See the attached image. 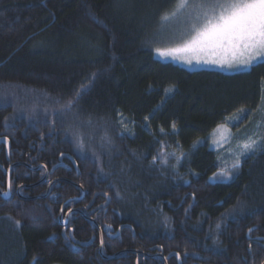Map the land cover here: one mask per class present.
I'll use <instances>...</instances> for the list:
<instances>
[{
  "label": "trees",
  "instance_id": "obj_1",
  "mask_svg": "<svg viewBox=\"0 0 264 264\" xmlns=\"http://www.w3.org/2000/svg\"><path fill=\"white\" fill-rule=\"evenodd\" d=\"M175 4L0 0V138L10 143L8 161L0 145V165L50 171L61 163L22 194L40 196L54 178L69 179L86 197L65 211L108 194L110 205L88 216L133 231L113 239L103 233L104 255L160 246L167 264H178L170 253L181 264H261L264 240L254 237H264V152L242 156L233 169L203 139L225 117L258 107L264 61L230 74L159 61L154 50L180 43L185 27L179 17L162 21ZM69 99L71 110L64 108ZM43 172L13 167L12 189ZM6 179L0 168L2 188ZM79 195L60 181L45 199H0V264H164L136 253L103 259L95 227L79 214L66 231L93 242L65 240L57 216Z\"/></svg>",
  "mask_w": 264,
  "mask_h": 264
},
{
  "label": "snow or ice",
  "instance_id": "obj_2",
  "mask_svg": "<svg viewBox=\"0 0 264 264\" xmlns=\"http://www.w3.org/2000/svg\"><path fill=\"white\" fill-rule=\"evenodd\" d=\"M177 17L185 24L178 37L180 43L166 50L157 48L161 57L171 56L188 64L203 60L228 67H251L264 61V0H176L173 10L162 16V21ZM73 105L74 100L69 99L64 108L71 110ZM172 127L175 128V124ZM257 128L261 131L250 135L240 146L233 169L239 168L242 156L264 152V121L258 122ZM155 159L153 157V161ZM220 174L225 178L229 176L227 171ZM215 176L213 174L212 178ZM4 195L7 197L9 193Z\"/></svg>",
  "mask_w": 264,
  "mask_h": 264
},
{
  "label": "rangeland",
  "instance_id": "obj_3",
  "mask_svg": "<svg viewBox=\"0 0 264 264\" xmlns=\"http://www.w3.org/2000/svg\"><path fill=\"white\" fill-rule=\"evenodd\" d=\"M181 25L183 26L184 23L181 22ZM163 27L166 28L167 26H163ZM178 27L180 28V25ZM176 45L166 46L165 48H161V50L173 48ZM153 54L154 57L161 62L172 63L182 68H185L189 71L213 70V71H218L221 73H229V74L235 72L247 71L253 65L262 62V61H258L254 63L251 67H245L242 65H235L233 67H228L227 65L221 66L220 64H216V63H204L203 60H201L200 63H197L196 60H193L191 64H188L181 59H173L171 56L161 57L160 55L157 54L156 49L154 50ZM212 58L222 59V57H212ZM261 121H264V87L263 86H262V92L258 107L254 111H243V112L239 111L233 115L225 117L224 120L220 124H218V126H216L211 131V133L203 140H206L208 146L217 153V158L219 163L222 165H227L235 161L236 156L241 151L240 146L242 145V143L250 135H253V133H259L261 131L260 129L257 128V123ZM120 123L126 131H129V126L126 124L125 119L123 117H120ZM56 165H59V163Z\"/></svg>",
  "mask_w": 264,
  "mask_h": 264
},
{
  "label": "flooded vegetation",
  "instance_id": "obj_4",
  "mask_svg": "<svg viewBox=\"0 0 264 264\" xmlns=\"http://www.w3.org/2000/svg\"><path fill=\"white\" fill-rule=\"evenodd\" d=\"M1 139V138H0ZM8 140V139H7ZM0 145H2L3 146V152H4V156H5V158H6V160L8 161V160H10V143H9V140H8V144L6 145V144H4V143H0ZM18 163H25V164H27L28 166H24V165H22V164H18ZM59 165H62L61 163H59ZM58 165V166H59ZM17 166H24V167H26L27 169H29V170H31V171H37V170H39V169H43L42 167H40L39 169H33V168H35V167H37V166H43V165H37V166H32V165H30V164H28V163H26V162H13V163H10V165L8 166V168L5 170L1 165H0V168L3 170V171H5V173H6V176H7V179H6V187L5 188H2L1 186H0V194L2 193H5V192H7V193H9V197L7 198V199H2L1 198V196H0V199L1 200H3V201H7V200H9V199H11L13 196H16L19 200H23V201H30V200H37V199H45L46 197H48L49 196V194H50V189H51V187H52V185H54L55 183H57V182H60V181H55V178L53 179V180H51V181H49L48 183H47V187H46V189H45V191H44V193L42 194V195H40V196H26V195H23L22 194V191L24 190V189H26V188H32V187H35V186H37V185H40L41 183H43V182H45L46 181V179H47V177H48V173H52L53 171H51V169L53 168H51L50 169V171H48V169H47V173L45 174V171H44V169H43V174H42V176L40 177V179L37 181V182H35V183H31V184H29V185H18V186H16L14 189H12V187H11V180H10V171H11V169L13 168V167H17ZM57 166V167H58ZM45 167V166H44ZM56 167V168H57ZM55 168V169H56ZM58 179H60V180H62L63 182H67V183H69V184H71V185H74L75 187H77V188H79L80 189V195L78 196V197H76V198H70V199H68V200H66L62 205H61V208H60V211H59V213H58V216H57V219H58V223H59V225L63 228L62 229V231L64 230L65 232H64V234H63V232H62V236L64 237V239L65 240H70L73 244H75V245H78V246H88V245H90L92 242H93V239H91V240H89V241H92L90 244H88V245H84L83 243H87V242H80V241H76L74 238H73V236L71 237L70 235H69V232H71V234H72V230L70 229L68 232L66 231V227H67V225H68V223H69V220H70V218H71V216L73 215V214H79V215H81L82 217H83V219H85V220H87V221H89L94 227H95V229H96V231H97V233H98V237H99V245H100V241H102V249H103V233H105V235L107 236V237H110V238H116V237H118L119 235H120V232H119V234L117 235V236H115V237H113V235H114V233L119 229V227H121L122 225H120L116 230L115 229H113L112 227H106V226H103V227H101L92 217H90V216H88L89 214H95V213H97L99 210H101V209H105L106 207H108L109 205H110V202H111V199H110V202H109V204L107 205V206H104V207H101L100 205H102L104 202H105V198H104V200L103 201H100L99 203H95V199L93 200V201H91V199L93 198V196L85 203V205H83V206H81V207H70V208H68L66 211H65V205L68 203V202H72V201H84L85 200V191H84V188L80 185V184H78V183H76V182H74V181H71V180H69V179H65L64 180V178H58ZM82 189V190H81ZM98 193H101V192H98ZM96 194V193H95ZM105 194V193H104ZM103 197V196H101V195H97L96 197ZM111 198V197H110ZM59 215H60V218H58L59 217ZM88 218L89 219H91V220H93L95 223H96V225H94V223H92L90 220H88ZM60 223H64V225H61ZM124 225H128V224H124ZM123 225V226H124ZM97 226H98V228L100 229V231L98 230V228H97ZM131 227V226H130ZM123 228H127V227H123ZM122 228V229H123ZM121 229V230H122ZM127 229H130V228H127ZM112 230V231H111ZM131 231H133V228L131 227V229H130ZM257 241H263L264 240V237L263 236H255L254 237ZM75 241L76 242H78V243H81V244H77V243H75ZM88 241V242H89ZM154 247H160V246H154ZM154 247H152V253H146V252H144V253H146V254H148V255H151V254H154V255H156L155 256V258H159L160 260H162L163 261V259H161L159 256H158V254H161V255H163L162 254V252H161V247H160V250L158 251V250H155L154 249ZM102 249H101V255L102 256H104V257H108V256H112V255H104L103 254V252H102ZM125 250V249H124ZM126 250H132V249H126ZM122 251V250H121ZM138 251H140V250H138ZM119 252V251H118ZM142 252V251H141ZM98 253H99V247H98ZM117 253V252H116ZM115 254V253H114ZM123 254V253H122ZM136 254H139V253H136ZM170 254H172V255H170ZM169 255L170 256H176L177 257V259H178V264H181V262H180V260H179V258H178V256L175 254V253H170ZM99 255H100V253H99ZM100 255V256H101ZM119 255V254H118ZM139 255H142V254H139ZM167 256V257H170V256ZM101 256V257H102ZM117 256V255H116ZM115 256V257H116ZM142 256H144V255H142ZM164 256V255H163ZM144 257H147L148 258V256H144ZM165 257V256H164ZM103 258V257H102ZM104 259V258H103ZM165 261H166V257H165ZM264 262V261H263ZM262 262V263H263ZM163 263H164V261H163ZM261 263V264H262ZM136 264H137V261H136ZM165 264V263H164ZM166 264H167V262H166Z\"/></svg>",
  "mask_w": 264,
  "mask_h": 264
},
{
  "label": "water",
  "instance_id": "obj_5",
  "mask_svg": "<svg viewBox=\"0 0 264 264\" xmlns=\"http://www.w3.org/2000/svg\"><path fill=\"white\" fill-rule=\"evenodd\" d=\"M1 142L4 143V144H6V145L8 144V140H7L6 138H1V139H0V143H1ZM63 156H65V155H63ZM63 156H61L60 159H62ZM18 164H22V165H24V166H28V165L25 164V163H18ZM57 166H58V165L54 166V167L51 169V171H53ZM40 167H42V168L44 169L45 174H46V173H47V169H46V167H44V166H37V167H35V168H33V169L36 170V169H39ZM64 180H65V179H64ZM58 181H62V180L59 179ZM81 190H82V189H81ZM97 195H101V196H103V197L105 198V202H104L102 205H100L101 207L107 206V205L109 204L111 198H110V196H109L108 194H104V193H96V194H94V195H93V198L91 199V201H93V200L96 198ZM0 196H1L2 199H7V198L9 197V195L6 197V196L4 195V193H3V194L1 193ZM58 218H60V215H59ZM88 220H90L92 223H94V225H96V223H95L93 220H91V219H89V218H88ZM60 224H61V225H64V223H60ZM123 227H127V228H130V229H131V227H130V226H127V225L121 226V227H119V229L114 233L113 237L117 236ZM97 228H98V226H97ZM98 230L100 231L99 228H98ZM111 231H112V230H111ZM62 232H63V234H64L65 231L63 230ZM69 235L72 237L71 232H69ZM91 242H92V241H89V242H87V243H83V244H84V245H88V244H90ZM75 243H77V244H81V243H78V242H76V241H75ZM101 249H102V241H100V245H99V253H100V255L102 254V253H101ZM154 249L159 251V250H160V247H154ZM122 253H139V254H142V255H144V256H148V254H146V253H144V252H141V251H138V250H122V251H119V252L113 254L112 256H108V257H104V256H102V255H101V256H102L104 259H106V260H110V259H113L116 255H118V254H122ZM170 255H172V254H170ZM170 255H169V256H170ZM158 256H159L161 259H163L164 263L166 264L165 257H164L163 255H161V254H158ZM262 264H264V262H263Z\"/></svg>",
  "mask_w": 264,
  "mask_h": 264
},
{
  "label": "bare ground",
  "instance_id": "obj_6",
  "mask_svg": "<svg viewBox=\"0 0 264 264\" xmlns=\"http://www.w3.org/2000/svg\"><path fill=\"white\" fill-rule=\"evenodd\" d=\"M59 179H55V181L57 182ZM149 257H155L156 255L152 254V255H148Z\"/></svg>",
  "mask_w": 264,
  "mask_h": 264
}]
</instances>
